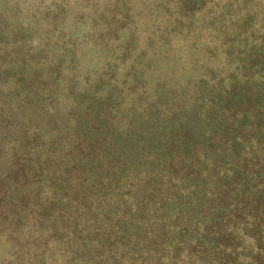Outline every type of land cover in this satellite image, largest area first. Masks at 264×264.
<instances>
[{
	"label": "trees",
	"instance_id": "16d2710c",
	"mask_svg": "<svg viewBox=\"0 0 264 264\" xmlns=\"http://www.w3.org/2000/svg\"><path fill=\"white\" fill-rule=\"evenodd\" d=\"M208 2L175 0L179 22H194ZM125 3L114 7L122 9L120 29L129 25ZM223 9L228 73L210 70L179 94L156 83L153 97L135 66L121 83L115 66L83 84L73 76L56 80L34 62L23 25L0 12V203L17 195L19 176L41 177L51 195L33 213L62 234V264H88L95 255V264H264V6L226 0ZM135 39L130 33L122 42L121 62ZM62 83L64 107L57 101ZM61 133L72 137L63 156ZM56 162L100 188L68 192L66 179L51 171ZM174 164L180 181L168 199L125 186L128 170ZM19 197L16 229L31 215ZM53 210L68 218L71 210V221L52 220Z\"/></svg>",
	"mask_w": 264,
	"mask_h": 264
},
{
	"label": "rangeland",
	"instance_id": "374dc122",
	"mask_svg": "<svg viewBox=\"0 0 264 264\" xmlns=\"http://www.w3.org/2000/svg\"><path fill=\"white\" fill-rule=\"evenodd\" d=\"M118 1L0 0V12L8 16L10 23L23 25L36 56L34 62H38L41 68H48V75L56 80L73 76L76 83L83 84L85 79L93 80L108 66H115V79L121 83L130 67L135 66L141 74L146 93L152 96L156 83L179 94L180 86L189 80L207 77L210 70L222 76L228 73L224 50L225 37L231 32L230 21L220 20L226 0H209L192 23L179 22L175 0H125L130 18L125 29L119 28L122 9L119 5L118 9L114 8ZM258 3L264 6V0H258ZM258 18L254 21L255 28L262 23ZM130 33L136 38L135 49L128 59L121 62L122 42ZM71 57L74 61L70 64ZM47 82L44 80L38 86L44 88ZM59 87L57 101L64 107L69 102L64 96V83ZM60 135L58 154L63 156L72 137ZM51 171L54 176L60 174L66 179L65 185L70 187L68 192L72 190L74 193L78 186H95L91 184L94 181H85L83 171L73 169L66 173L58 162ZM127 174L125 186H129V191H149L151 199L157 201L170 198L171 191L179 185L181 172L174 164L151 170L132 169ZM16 186L18 197L16 195L12 201L7 199L0 203V264H38L42 259L45 264H62V234L52 229L50 223L40 222L33 213L37 203L50 198L46 184L38 175L26 172L17 178ZM19 196L27 201L31 215L30 223L21 221L16 229L13 219L17 215L14 213L24 210L19 207ZM95 197H90L93 205L98 203ZM100 199L101 206L108 201V196ZM65 211L72 218L73 212ZM70 218L53 210L51 219L63 222L65 219L71 221ZM13 249L20 262L15 259ZM37 254L42 257L40 260L35 258ZM95 256L94 261L88 264L101 260L99 255Z\"/></svg>",
	"mask_w": 264,
	"mask_h": 264
}]
</instances>
